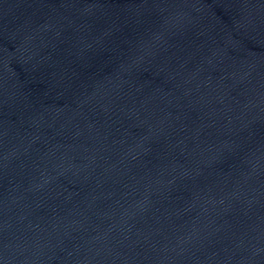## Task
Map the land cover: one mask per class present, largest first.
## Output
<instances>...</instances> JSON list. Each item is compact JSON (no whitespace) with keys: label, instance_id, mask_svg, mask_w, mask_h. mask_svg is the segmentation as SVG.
<instances>
[{"label":"water","instance_id":"obj_1","mask_svg":"<svg viewBox=\"0 0 264 264\" xmlns=\"http://www.w3.org/2000/svg\"><path fill=\"white\" fill-rule=\"evenodd\" d=\"M0 264H264V0H0Z\"/></svg>","mask_w":264,"mask_h":264}]
</instances>
